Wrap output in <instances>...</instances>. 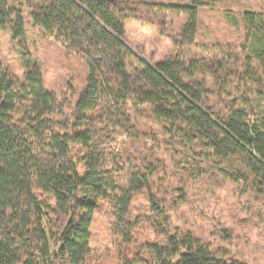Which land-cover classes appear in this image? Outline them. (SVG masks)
<instances>
[{"label": "trees", "instance_id": "obj_1", "mask_svg": "<svg viewBox=\"0 0 264 264\" xmlns=\"http://www.w3.org/2000/svg\"><path fill=\"white\" fill-rule=\"evenodd\" d=\"M179 39L191 46L198 9L189 0ZM29 23L82 59L86 83L71 116L47 91L37 62L18 79L0 66V264H88L95 214L106 208L123 241L134 195L149 193L157 240L130 264H238L189 233L168 230L151 182L158 145L178 148L186 173L223 179L264 201V12L242 15L244 42L210 45L207 59L146 62L125 41L129 0H27ZM22 12L0 0V31L25 37ZM214 46V47H213ZM181 154V155H182Z\"/></svg>", "mask_w": 264, "mask_h": 264}, {"label": "rangeland", "instance_id": "obj_2", "mask_svg": "<svg viewBox=\"0 0 264 264\" xmlns=\"http://www.w3.org/2000/svg\"><path fill=\"white\" fill-rule=\"evenodd\" d=\"M129 1L133 11L126 22L125 41L136 55L154 65L177 55L185 62L207 59V54L212 52L210 45L239 53L237 48L245 36L243 13L264 12V0H221L214 8H200L196 35L187 47L179 39L187 23L186 16L165 8L188 7L189 0ZM9 2L22 12L25 37L18 43L12 41L9 31H0V66L22 79V60L37 62L45 89L65 104L64 117L69 118L86 83L85 62L32 27L27 19V0ZM155 154L159 163L154 167L157 172L150 194L164 208L169 220L167 231L189 233L225 260L264 264V201L227 180L186 173L189 158L178 148L158 145ZM148 195L140 192L133 197L130 218L141 222L128 246L111 231L106 208L95 214L88 264H130L141 247L158 239L146 221Z\"/></svg>", "mask_w": 264, "mask_h": 264}]
</instances>
